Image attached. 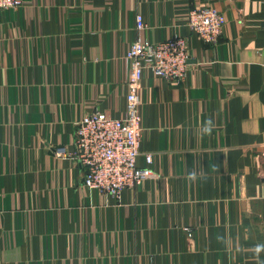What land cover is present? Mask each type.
I'll return each mask as SVG.
<instances>
[{
    "label": "crops",
    "instance_id": "obj_1",
    "mask_svg": "<svg viewBox=\"0 0 264 264\" xmlns=\"http://www.w3.org/2000/svg\"><path fill=\"white\" fill-rule=\"evenodd\" d=\"M205 4L223 15L214 43L184 19ZM177 33L189 41L186 76L144 71L139 91L137 165L151 152L155 176L118 198L82 187V166L52 148L72 152L89 111L123 115V55L137 34ZM261 262L264 0H23L0 11V264Z\"/></svg>",
    "mask_w": 264,
    "mask_h": 264
},
{
    "label": "built area",
    "instance_id": "obj_2",
    "mask_svg": "<svg viewBox=\"0 0 264 264\" xmlns=\"http://www.w3.org/2000/svg\"><path fill=\"white\" fill-rule=\"evenodd\" d=\"M22 5L23 0H0V11ZM184 19L204 43L216 42L223 32L222 12L212 4L189 9ZM135 23L137 33L146 27L140 13L135 15ZM188 59L189 41L180 33L156 42L137 34L129 43L123 55L127 65L123 115L89 111L75 121L74 150L68 153L64 146L52 148L55 157H70L82 166V187L118 198L124 189L155 176L150 168L151 152L144 153V166L137 165L143 133L139 96L143 73L149 71L177 83L187 74ZM187 233L191 236V229Z\"/></svg>",
    "mask_w": 264,
    "mask_h": 264
},
{
    "label": "clouds",
    "instance_id": "obj_3",
    "mask_svg": "<svg viewBox=\"0 0 264 264\" xmlns=\"http://www.w3.org/2000/svg\"><path fill=\"white\" fill-rule=\"evenodd\" d=\"M206 131L210 132L211 131V128L206 129Z\"/></svg>",
    "mask_w": 264,
    "mask_h": 264
}]
</instances>
